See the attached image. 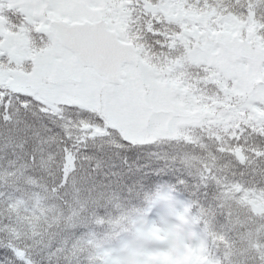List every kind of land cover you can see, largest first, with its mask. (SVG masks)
<instances>
[{
    "label": "snow or ice",
    "instance_id": "obj_1",
    "mask_svg": "<svg viewBox=\"0 0 264 264\" xmlns=\"http://www.w3.org/2000/svg\"><path fill=\"white\" fill-rule=\"evenodd\" d=\"M213 8L264 24V0H0V169L17 184L41 181L82 221L47 259L0 231V264H90L74 246L99 219L115 230L124 209L139 207L148 211L136 228L150 227L194 190L186 160L197 145L171 134L167 108L185 89L234 105L242 86L217 63L223 21L194 15Z\"/></svg>",
    "mask_w": 264,
    "mask_h": 264
},
{
    "label": "trees",
    "instance_id": "obj_2",
    "mask_svg": "<svg viewBox=\"0 0 264 264\" xmlns=\"http://www.w3.org/2000/svg\"><path fill=\"white\" fill-rule=\"evenodd\" d=\"M203 14L231 17L244 25L245 35H253L250 40L264 47V36L258 35L264 24L259 21L251 17L244 19L232 12L225 16L216 8ZM187 132L188 136H176L197 145L189 149L186 160L189 175L196 182L189 196L173 198L172 208L182 203L188 213L186 221L207 243L189 261L192 264H264V164L254 158L264 155V129L246 124L241 128L222 129L219 136L204 133L199 127ZM204 136L213 137L214 143L201 139ZM10 175L0 169V192L7 190L12 199L6 207L0 203V224L3 225L0 231L15 235L26 248L41 252L47 259L49 249L57 245L64 247L70 242V230L79 229L82 221L77 218L78 214L69 219L65 205L54 201L41 181L27 178L17 184L8 180ZM5 181L11 187L5 189ZM123 211L126 218L115 230L101 218L95 234L86 243L78 242L74 246L76 251L88 254L90 264L97 261L126 264L123 258L111 256V245L160 242L136 228V218L141 213L147 215L148 210L137 207ZM191 226L185 225L181 231L189 235ZM134 229L135 235H131ZM19 254L23 256L24 252ZM132 264L150 263L139 258Z\"/></svg>",
    "mask_w": 264,
    "mask_h": 264
},
{
    "label": "rangeland",
    "instance_id": "obj_3",
    "mask_svg": "<svg viewBox=\"0 0 264 264\" xmlns=\"http://www.w3.org/2000/svg\"><path fill=\"white\" fill-rule=\"evenodd\" d=\"M194 15L196 19H203L205 24L213 17L203 13H194ZM214 16L215 23L220 24L223 21L221 30L213 33L214 36L223 38L224 47L218 49L216 53L217 63L227 74L235 72L241 77V88L233 90L237 103L224 104L220 107L221 102L212 100L208 103L205 96H192L189 90L185 89V95L179 101H172L167 108L170 113L168 121H174L171 129L173 136L176 134L188 136L187 130L192 131L196 127L204 133L218 136L222 129L227 130L236 126L241 128L246 124L264 129V87H257L264 81V47L255 43L254 39L250 40L253 35L247 36L243 33L244 25L240 22L231 17ZM241 61L246 62L241 63ZM164 127L167 130V122ZM187 217L188 213L182 203H178L175 208L169 207L162 216L158 217L157 223L150 227L139 228L145 235L159 239L158 244L143 242L135 244L132 241L127 245L123 244L118 255H113L116 249L110 248L111 256L115 259L123 258L126 264H132L139 258L148 260L150 264H181L180 262L192 264L189 259L196 254V251L198 252V249H205L207 243L205 237H198L194 227L186 221ZM185 225L192 227L189 235L181 231ZM157 245L165 247L157 248L155 251L148 250Z\"/></svg>",
    "mask_w": 264,
    "mask_h": 264
}]
</instances>
